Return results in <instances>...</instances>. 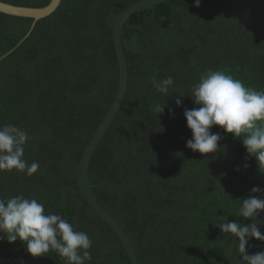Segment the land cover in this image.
<instances>
[{"label":"trees","instance_id":"16d2710c","mask_svg":"<svg viewBox=\"0 0 264 264\" xmlns=\"http://www.w3.org/2000/svg\"><path fill=\"white\" fill-rule=\"evenodd\" d=\"M0 1L36 8L51 2ZM138 1L62 0L29 36L32 18L0 13V125L26 130L32 139L24 159L40 165L31 177L0 173V197L23 193L86 232L93 242L88 264H131L114 229L82 196L77 171L116 99L115 21ZM122 44L128 86L89 164L94 196L125 230L140 264H242L237 238L212 222H253L237 213L253 187L264 189V169L220 126L211 129L222 137L218 152L187 148L192 132L184 109L198 107L189 94L205 70L264 91V0H201L200 7L167 0L133 14ZM169 75L174 88L157 92L150 78ZM176 92L185 93L182 107ZM258 227L264 234V223ZM247 251H264V242L253 238ZM22 262L66 264L55 252L34 258L20 240L0 242V264Z\"/></svg>","mask_w":264,"mask_h":264},{"label":"clouds","instance_id":"9594fccd","mask_svg":"<svg viewBox=\"0 0 264 264\" xmlns=\"http://www.w3.org/2000/svg\"><path fill=\"white\" fill-rule=\"evenodd\" d=\"M195 6L200 7L201 0H195ZM150 79L161 94L167 95L174 88L171 75L160 80L155 76ZM176 93L179 95L175 103L182 107L181 97L185 93ZM189 95L198 107L184 109L187 127L192 132L187 148L202 155L218 152L222 137L211 129L220 126L226 134L242 139L247 154L256 157L259 170L264 169V91L246 87L241 80L223 70H205L199 81L192 85ZM155 111L163 114L165 105H156ZM170 113L174 118V110ZM31 139L26 130L14 124L0 125V173L16 171L31 177L38 172V162L29 164L24 159L25 145ZM248 166L247 163L243 165L245 169ZM261 212H264V189L253 187L249 197L242 199L237 213L239 217L251 219L250 225L229 222L228 217L220 216L212 222L224 235L237 238L242 264H264V251L255 254L247 251L253 238L264 242V234L258 227L264 223L258 219ZM4 240L9 244L17 240L24 242L27 252L34 258L55 252L66 264H88L92 259L93 242L86 232L78 230L61 215L46 212L43 203L23 193L0 197V242Z\"/></svg>","mask_w":264,"mask_h":264},{"label":"water","instance_id":"95a60500","mask_svg":"<svg viewBox=\"0 0 264 264\" xmlns=\"http://www.w3.org/2000/svg\"><path fill=\"white\" fill-rule=\"evenodd\" d=\"M164 1L167 0H140L135 4L131 5L130 7H128L126 10H124L116 19L112 31L113 42L117 53L119 69H120V80H119V87H118L116 99L113 105L111 106L109 112L107 113V115L105 116L99 127L97 128L92 139L88 143L80 160L77 171V184L81 191L82 196L87 201V203L114 229V231L122 241L128 255L130 256L131 264H140L137 253L127 233L122 228L120 223L99 203L97 198L94 196L92 192V188L94 187V185L89 179V164L105 132L107 131L112 120L115 118L117 114L124 100L128 86V66L122 44L123 27L126 21L133 14L149 9ZM61 2L62 0H51V2L47 6L42 8H36V7L13 5L10 3L0 1V13L11 16H17V17L32 18L34 20V23L32 25L30 32L27 34V36H29V34L31 33V31L35 26V23L53 14L58 9ZM22 41L18 45H20Z\"/></svg>","mask_w":264,"mask_h":264}]
</instances>
